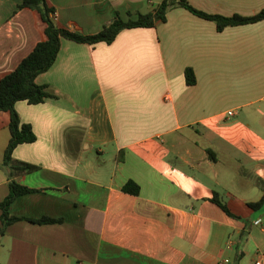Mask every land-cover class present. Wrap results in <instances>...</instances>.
Here are the masks:
<instances>
[{"label": "crops", "instance_id": "crops-1", "mask_svg": "<svg viewBox=\"0 0 264 264\" xmlns=\"http://www.w3.org/2000/svg\"><path fill=\"white\" fill-rule=\"evenodd\" d=\"M20 1L0 0V78L46 38L39 12ZM45 1L56 26L93 34L161 0ZM186 1L220 15L264 7ZM35 81L48 97L15 103L35 140L12 153L35 170L3 164L9 112L0 111V201L11 179L35 189L9 205L21 219L0 236V264H264V206H250L264 181V20L218 30L172 6L110 43L61 38ZM128 181L136 194L122 189Z\"/></svg>", "mask_w": 264, "mask_h": 264}, {"label": "trees", "instance_id": "trees-1", "mask_svg": "<svg viewBox=\"0 0 264 264\" xmlns=\"http://www.w3.org/2000/svg\"><path fill=\"white\" fill-rule=\"evenodd\" d=\"M17 6L18 8H33L39 12L46 25V38L37 42L32 50L19 61L11 72L0 78V111L9 112L8 126L10 130V138L4 150L3 164L9 168L10 174L30 172L37 168L34 164L13 161L12 159L13 150L18 144L29 143L35 140V134L31 126L21 122L15 110V103L23 100L29 104H38L48 97V93L45 91L44 86L36 83L35 78L39 73L46 71L53 64L60 47L61 38L87 44H94L97 42L110 43L122 29L152 27L157 21H164L167 10L172 6L184 7L193 14L213 21L218 30L223 29L225 26L248 24L264 20V7L255 14L249 16L240 14L220 15L200 11L192 7L186 0H161L158 6L151 12L138 13L135 17L127 19H123L117 15L108 25H105L96 33L83 34L78 31H71L56 26L52 20L54 11L47 5L45 0H21ZM184 76L188 85L195 83V75L190 67L184 69ZM207 153L209 157L214 160V158L210 156V151H207ZM259 185L263 191L262 196L258 201L250 204L255 210L264 206V181H259ZM122 189L133 194L138 192V186L132 181L125 183ZM34 190V188L22 185L16 180H9L8 192L0 201V236L3 234L7 225L21 219V217L9 213L10 203L16 196ZM209 200L218 205L227 215L235 217V215L228 210L217 193H214ZM35 221L45 223L59 221V219L42 217Z\"/></svg>", "mask_w": 264, "mask_h": 264}, {"label": "built area", "instance_id": "built-area-1", "mask_svg": "<svg viewBox=\"0 0 264 264\" xmlns=\"http://www.w3.org/2000/svg\"><path fill=\"white\" fill-rule=\"evenodd\" d=\"M228 114H232V112L231 111H228Z\"/></svg>", "mask_w": 264, "mask_h": 264}]
</instances>
